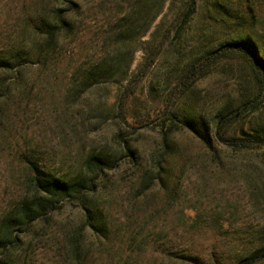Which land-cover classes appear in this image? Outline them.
Instances as JSON below:
<instances>
[{
  "label": "rangeland",
  "instance_id": "1",
  "mask_svg": "<svg viewBox=\"0 0 264 264\" xmlns=\"http://www.w3.org/2000/svg\"><path fill=\"white\" fill-rule=\"evenodd\" d=\"M54 1L0 0V52L32 42L30 25L65 7ZM74 1L71 27L58 34L53 54L0 71V220L27 191L24 155L58 175H75L89 154L101 153L111 166L95 173L99 188L89 203L102 211L110 243L85 229L77 202L64 200L46 219L15 232L12 258L16 264H179L171 254L190 253L233 263L264 230V146L232 147L215 135L218 114L253 92L248 69L222 60L170 114L162 105L188 62L220 44L249 35L264 54V0H197L191 21L172 34L129 98L127 122L113 100L143 55L132 38L138 29L120 20L135 0ZM104 59L116 82L82 90L84 68ZM189 116L201 134L183 122ZM234 129L263 133L264 102ZM75 241L82 245L78 261ZM8 253L0 252V261Z\"/></svg>",
  "mask_w": 264,
  "mask_h": 264
},
{
  "label": "trees",
  "instance_id": "2",
  "mask_svg": "<svg viewBox=\"0 0 264 264\" xmlns=\"http://www.w3.org/2000/svg\"><path fill=\"white\" fill-rule=\"evenodd\" d=\"M54 2H60L65 7L55 8V14H52V17L51 15L44 16L35 25H30L35 33L32 42L24 44V41H20L21 43L16 44L13 49L0 52V71H13L31 62L33 57L40 62L41 59H47L53 54L58 34L70 29L72 24L70 15L77 6L74 0H55ZM214 6L217 7V3H214ZM196 8L197 0H135L132 10L121 17L120 20L130 23V25L125 23L130 29L133 27L134 30L138 29L132 38L139 43L143 53L135 70L131 71L126 78L121 93L114 96L116 115L121 120L128 121L126 104L129 98L134 95L140 81L156 63L172 34L185 28L191 21ZM222 13L228 15V13ZM159 17L160 20L148 38L142 39ZM262 31L263 29L258 27V32ZM220 45L188 62L185 72L166 96L162 105V113L170 114L171 108L191 88L197 78L220 61L234 59L248 69L254 83V90L236 107L218 114L215 135L221 143L232 147L264 146V129L263 133L234 129L239 120L246 114L258 110L264 102V54L261 53L258 43L249 35L228 40ZM111 67L112 65L104 59L91 67L84 68L83 74L78 79L79 86L84 90L108 78L110 82H116L118 78L115 77L116 73L112 72ZM2 97L3 94L0 95V100ZM183 122L191 132L201 134L195 118L189 116ZM201 138L205 143H209L204 135H201ZM126 153L134 163L132 151L127 149ZM24 163L28 171L27 191L23 194L18 206L0 220V252H9L0 264H16L10 253L16 243L15 232L21 228L25 229L36 220L46 219L48 213L59 208L60 202L64 200L77 202L86 219L85 229L104 240L105 244L110 243L102 211L96 205L89 203V196L99 188L95 173L102 172L111 166L107 157L101 153L89 154L84 163L85 166L75 175H58L42 166L37 159H32L27 155H24ZM159 181L161 184L164 182L160 177ZM254 240L255 244L249 250L241 249L236 252L237 258L231 264H258L264 261V230L255 233ZM81 251L82 245L77 241L73 242L71 253L74 260H79ZM171 256L179 264H223L221 259L213 254L201 257L190 253H172Z\"/></svg>",
  "mask_w": 264,
  "mask_h": 264
}]
</instances>
